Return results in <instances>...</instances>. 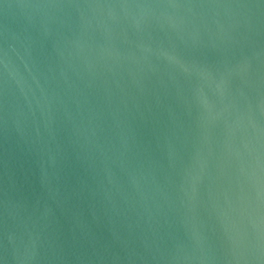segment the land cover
I'll use <instances>...</instances> for the list:
<instances>
[{
    "label": "water",
    "instance_id": "1",
    "mask_svg": "<svg viewBox=\"0 0 264 264\" xmlns=\"http://www.w3.org/2000/svg\"><path fill=\"white\" fill-rule=\"evenodd\" d=\"M0 264H264V0H0Z\"/></svg>",
    "mask_w": 264,
    "mask_h": 264
}]
</instances>
